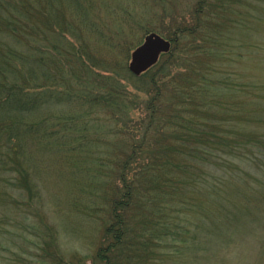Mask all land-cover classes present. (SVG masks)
I'll return each instance as SVG.
<instances>
[{"label":"trees","instance_id":"1","mask_svg":"<svg viewBox=\"0 0 264 264\" xmlns=\"http://www.w3.org/2000/svg\"><path fill=\"white\" fill-rule=\"evenodd\" d=\"M260 1L255 6L264 10ZM63 3L74 7L75 13L81 7L78 0ZM61 4L59 0H0V193L18 206L27 204V209L42 220L43 215L37 212L44 206L40 188L29 177L30 169L16 158L31 160L36 155H49L51 150L60 152L69 140L83 138L85 131L106 127L104 138L116 145L121 142L114 165L106 170L115 177L105 189L98 184L101 192L95 193L106 199L109 206L105 208L111 214L105 247L109 264H130L141 257L145 264H178L179 260L186 262L183 258L188 264L200 259L216 264L218 258L211 261L214 255L230 261L224 253L231 251L227 242L233 235L241 240L251 237L263 252L264 56L259 54L264 53L261 48L256 50L257 70L254 80H249L243 58L236 54V65L231 52L235 47L234 26L245 28L243 20L254 18L258 26L264 17L244 19L247 15L234 10L237 3L230 1L223 9L229 15L218 17L217 13L201 11L189 33L186 29L177 31L178 39L196 37L197 29L210 27L206 36L210 44L201 53L211 57V62H192L189 74H174L177 84L172 77H164L171 73L169 70L163 73L152 88L157 103L148 105L155 122L150 120L148 126L107 127L100 122V126H84L100 108L123 111L126 118L133 107L125 103L126 84L121 76L107 63L86 59L85 52L74 47L72 41L85 45V38L81 31L68 28ZM77 13V24L90 19ZM125 14L130 21L132 13ZM96 34L111 46L110 36ZM111 37L115 45L117 35ZM62 40L69 45L66 47ZM173 62L167 59L163 65L170 67ZM87 73L95 77L90 87L84 80L89 77ZM64 74L73 77L69 85ZM82 82L85 86L77 87ZM164 87L179 99L181 110L177 114L163 116L159 112ZM143 92L149 94L151 88ZM10 186L18 191L8 193ZM81 186L93 191L92 184ZM136 217L139 222L134 225ZM4 218L12 219L9 211L2 218L9 224ZM212 238L219 243L217 248L210 244ZM0 246L7 248L2 239ZM240 253L239 263L245 257ZM223 264L229 262L224 260Z\"/></svg>","mask_w":264,"mask_h":264},{"label":"rangeland","instance_id":"2","mask_svg":"<svg viewBox=\"0 0 264 264\" xmlns=\"http://www.w3.org/2000/svg\"><path fill=\"white\" fill-rule=\"evenodd\" d=\"M59 1L62 3L60 11L67 20L68 28L72 27L81 31L79 33H83L82 37L85 38V45L79 41H72L74 47H80V50L85 52L86 59L91 58L97 62L107 63L114 73L121 76L120 78L126 84L127 99L125 103L133 107L126 118L124 117L126 114L117 110L118 108L115 109L117 113H113V109L103 110L100 108V111L90 115L89 119H93L84 126H100V123L107 127L148 126L150 124L147 123L150 120H156L153 110L148 108V105L152 102L154 107L157 103L153 99L155 89L152 88L155 82L159 84V81L162 80L163 73L169 70L171 73H166L164 77H172L175 81V75L189 74V64L192 62L196 61L197 65L210 64L211 62V57L201 53V50L210 44L209 41H206L210 27H202L201 31L197 29L194 32L197 36L193 35L195 38L184 36L178 39L177 31H185L186 29L189 33V27L197 21L196 16L201 11H209L211 15L217 13L218 17H222L223 14L227 15L226 13H228H223L225 2L230 1L237 3L234 10L247 15L243 16L244 19L246 17L253 18L256 15L264 17V10L255 6L260 0H92V3L91 0H78L81 2V7L79 10L75 9L76 13L74 7L63 5L64 0ZM262 1L260 2L264 3V0ZM218 5H222L220 9L216 7ZM124 10L128 11L129 14L132 13L130 21L129 15L127 16ZM78 11L90 19L84 21L82 16L83 22L77 24L74 19L78 16ZM192 15L195 18H190ZM231 15L235 14L232 13ZM254 19L243 20V24L246 25L245 28H239V25L234 26L235 47L233 53L231 52L235 64L237 55H241L240 58H243V64L248 70V75H250L249 80H254L253 75L257 70L255 68L256 50L261 48L264 53V21L257 26V23H253ZM259 27L263 28L259 29ZM150 31L160 33L171 40V47L168 51L171 53H162L158 61L147 72L145 71V75H141L142 73L135 75L128 68L130 52ZM96 33L110 36L112 47L104 40L102 41L101 35ZM115 34L117 35L116 41H114L116 46L113 45L111 37ZM62 43L66 47L69 45L63 40ZM259 55L264 56V54ZM167 59L174 60L170 67L163 65ZM63 76L69 85L73 77L67 76V74ZM87 76L89 77L84 78V80L90 87L95 77H90L89 73ZM85 82L77 84V87L85 86ZM138 88L141 90L140 92ZM144 88H151V93H144ZM160 93L162 96L159 100L162 101H160L161 110L159 112L163 116L177 114L178 110H181V105L178 103L179 99L174 96L175 93L170 92L165 87L160 90ZM205 113L207 112L202 111L201 114ZM170 116L169 119L172 120ZM145 118L146 121L143 122ZM122 119H125L126 123ZM106 130L108 128L105 127V129L101 128L98 131L93 129H89V132L85 131L80 140L72 139V141L66 142V146L68 145L67 147L71 149H67L64 145L60 152L58 149L56 151L51 150L49 155L45 153L36 155L31 160L28 157L25 160L22 156H19V159L16 158V160L25 163L26 168L30 169L29 177L32 178L33 184L40 188L41 205L44 206H40L37 212L39 211L43 218L42 220L38 219L35 211L27 209V204L18 206L17 203L11 202L8 195L3 192L0 193L2 200L0 201V240L2 239L3 244L7 246V248L0 246V264H109L106 259L109 253L105 251V247L108 243L106 224L110 220L111 214L105 208L109 206L106 199L104 198L103 201L95 193L96 191L101 192L100 189H105L109 180L111 181L115 177L113 173L108 174V172L114 165L113 161L117 157L116 154H119L121 142H117L116 145L112 142L114 140L107 141L104 138ZM60 132L66 134L63 129ZM75 134L81 133L76 132ZM66 136L68 137V135ZM77 142L83 145L80 147L76 144ZM29 147H31V143H29ZM53 152L61 156L57 157ZM99 162L101 164L98 165ZM107 169L109 171H106ZM57 172L59 173L57 174ZM60 172L61 175H59ZM95 175L96 177H94ZM98 180H101L100 183H97ZM81 184L86 186L92 184L93 191L84 190ZM98 184L104 186L99 189ZM16 191L18 190H14V186H10L7 190L8 193ZM92 193L94 195H91ZM4 198L5 203L3 202ZM6 211L12 215L10 220L4 218L10 222L9 224L2 221ZM134 211L135 214L138 212L133 209ZM137 221L139 222L138 217L132 220L134 225L138 223ZM36 222L38 224L33 227L31 224ZM52 238L55 239L52 240ZM241 241L243 242L241 243ZM209 242L215 248L219 246L215 238L210 239ZM254 242L251 237L241 240L237 235H233L227 242L231 251L224 253L226 256L228 255L227 258L230 261L216 255L212 256L211 261L218 258L219 261L216 264H223L224 260L229 264H264V251L262 252ZM168 243L173 244V241L169 239ZM174 244L177 246L178 242H174ZM233 247L240 248L237 250ZM21 248L26 249L23 251ZM240 252L244 253L245 257L239 263L237 254L241 257ZM230 253L233 255H229ZM113 260L112 256V262ZM183 260L186 262L179 260L178 264H188L186 258ZM204 262H206L204 259H200L194 264H205ZM130 264L145 263L141 257L135 258Z\"/></svg>","mask_w":264,"mask_h":264},{"label":"water","instance_id":"3","mask_svg":"<svg viewBox=\"0 0 264 264\" xmlns=\"http://www.w3.org/2000/svg\"><path fill=\"white\" fill-rule=\"evenodd\" d=\"M170 46V39L154 31L147 32L130 52L129 70L135 75L141 74L154 65L162 53L168 52Z\"/></svg>","mask_w":264,"mask_h":264}]
</instances>
